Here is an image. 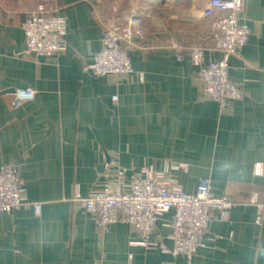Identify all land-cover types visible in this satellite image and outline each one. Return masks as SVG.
Masks as SVG:
<instances>
[{"label": "crops", "instance_id": "1", "mask_svg": "<svg viewBox=\"0 0 264 264\" xmlns=\"http://www.w3.org/2000/svg\"><path fill=\"white\" fill-rule=\"evenodd\" d=\"M206 1L137 2L148 15L129 56L141 81L81 69L103 47V24L122 22L132 4L113 12L100 0H58L67 49L39 58L21 29L37 0H0V167L12 164L24 198L40 203L0 211V264H264V174L255 173L264 168V0H244L248 41L227 61L242 97L223 106L201 95L189 56L177 61L171 48L201 40L210 48ZM219 58L207 50L206 60ZM26 88L33 97L11 107ZM145 168L186 193L207 178L213 195L233 202L226 220L212 211L190 262L168 251L171 212L152 233L162 247L147 250L127 224L99 230L75 199Z\"/></svg>", "mask_w": 264, "mask_h": 264}, {"label": "built area", "instance_id": "2", "mask_svg": "<svg viewBox=\"0 0 264 264\" xmlns=\"http://www.w3.org/2000/svg\"><path fill=\"white\" fill-rule=\"evenodd\" d=\"M243 6L244 0H207L200 17L206 24L210 48L202 40L192 44H171L177 61L182 60L185 52L189 56L201 82V95L220 106L228 99L242 97L240 89L228 79L227 61L248 41L249 28L240 20ZM117 8L113 6L111 11L115 12ZM58 9L56 0H38L22 21L27 52L48 57L66 51V19L58 14ZM145 12L143 6H133L123 16L122 24L112 19L106 21L102 28L103 47L94 53L92 62L83 64L81 69L96 75L136 73L142 81V73L134 69L129 51L133 48L132 39L143 36L141 21ZM209 49L219 53L220 58L206 60ZM33 95L34 91L30 88L16 90L9 104L16 107ZM112 100H116V95L112 96ZM255 166L256 174H264L261 164ZM20 179L12 164L0 167V211L9 212L21 207L39 210V202L24 198ZM210 188L209 180L201 178L195 192L186 193L169 186L163 177H157L155 171L145 168L142 176H133L127 183L120 179L115 183L107 181L104 188L92 190L84 197L76 195L75 199L92 214L99 230L105 231L112 223H126L139 234V240L134 244L147 250L162 247L152 238V233L157 220L171 210L169 237L172 246L168 251L174 255L180 254L190 262L202 245L212 211H217L220 218L226 220L233 206L227 196L213 195ZM155 197L159 198L158 202H155ZM139 201L143 202L139 204ZM259 220L257 218L258 223Z\"/></svg>", "mask_w": 264, "mask_h": 264}, {"label": "rangeland", "instance_id": "3", "mask_svg": "<svg viewBox=\"0 0 264 264\" xmlns=\"http://www.w3.org/2000/svg\"><path fill=\"white\" fill-rule=\"evenodd\" d=\"M101 1V3H102V7H104V8H107V9H110L111 7H113V6H120L121 7V5H123V4H132V7L133 6H136V4H137V2L139 1V0H100ZM140 1H144V0H140ZM146 1V0H145ZM37 2H38V0H37ZM37 2L34 4V6H33V8L35 7V5L37 4ZM57 2H58V0H56V4H57ZM58 5V4H57ZM30 12V11H29ZM29 14V13H28ZM146 15H148V12L146 11L145 12V15H144V17L146 16ZM64 17V16H63ZM65 18V17H64ZM114 21V20H113ZM116 23H119V22H116ZM121 24H122V22H120ZM66 25H67V23H66ZM132 43H133V39H132ZM144 170V169H143ZM156 173V172H155ZM157 174V173H156ZM159 176V174H157V177ZM157 180H158V178H156ZM21 180V179H20ZM161 180V179H160ZM21 182H22V180H21ZM99 190V189H98ZM158 194L160 193L159 191L157 192ZM154 194V193H153ZM154 195H156V194H154ZM158 197H155V202H158ZM161 200H162V198H161ZM143 201H139L138 203L139 204H141ZM160 204V203H159ZM161 206V205H160ZM161 208H163L162 206H161Z\"/></svg>", "mask_w": 264, "mask_h": 264}, {"label": "trees", "instance_id": "4", "mask_svg": "<svg viewBox=\"0 0 264 264\" xmlns=\"http://www.w3.org/2000/svg\"><path fill=\"white\" fill-rule=\"evenodd\" d=\"M24 41V40H23ZM21 208H24V207H21ZM83 209V208H82ZM84 210V209H83ZM84 211H86V210H84ZM86 212H88L90 215H91V217H92V219L94 220V218H93V216H92V214L89 212V211H86ZM168 212H171V210L170 211H168ZM172 213V212H171ZM94 222H95V220H94ZM119 223H121V222H119ZM124 224H126V223H124ZM95 225H96V222H95ZM111 225V224H110ZM128 225V224H127ZM96 227H97V225H96ZM98 228V227H97ZM99 229V228H98ZM170 231H171V228H170Z\"/></svg>", "mask_w": 264, "mask_h": 264}, {"label": "water", "instance_id": "5", "mask_svg": "<svg viewBox=\"0 0 264 264\" xmlns=\"http://www.w3.org/2000/svg\"><path fill=\"white\" fill-rule=\"evenodd\" d=\"M39 58H44L43 56H39Z\"/></svg>", "mask_w": 264, "mask_h": 264}]
</instances>
